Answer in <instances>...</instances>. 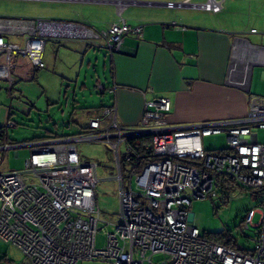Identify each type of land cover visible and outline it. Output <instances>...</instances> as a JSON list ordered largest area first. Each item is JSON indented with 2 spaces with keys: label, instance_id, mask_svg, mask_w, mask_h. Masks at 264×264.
<instances>
[{
  "label": "built area",
  "instance_id": "built-area-1",
  "mask_svg": "<svg viewBox=\"0 0 264 264\" xmlns=\"http://www.w3.org/2000/svg\"><path fill=\"white\" fill-rule=\"evenodd\" d=\"M135 3L114 1L119 7ZM183 4L213 13L221 9L218 0ZM141 30L122 19L96 30L77 22L0 17V81L11 101L16 67L27 61L34 69L45 68L47 41H83L114 54L125 35L142 37ZM170 109L166 97L146 100L139 124L123 127L112 102L77 134L15 143L7 131L16 123L6 119L0 133V238L21 251V264H264V140L258 137V132L264 136V94L250 96L239 119L177 126L168 121ZM219 133L226 134L228 147L205 150L202 137ZM133 137L146 139L133 145L128 142ZM83 141L106 145L114 162L119 209L101 248L95 246L98 224L110 222L99 218L98 163L81 158L77 144ZM22 147L30 148L24 167L3 170L6 152L17 156ZM221 184L261 196V208L248 209L239 225L243 235L254 228L250 249L205 236L188 219L192 200L215 196ZM156 254L162 259L153 262Z\"/></svg>",
  "mask_w": 264,
  "mask_h": 264
},
{
  "label": "crops",
  "instance_id": "crops-1",
  "mask_svg": "<svg viewBox=\"0 0 264 264\" xmlns=\"http://www.w3.org/2000/svg\"><path fill=\"white\" fill-rule=\"evenodd\" d=\"M3 1L8 4L0 7V13L15 14L0 15L5 18L77 22L96 30H106L122 19L132 27H142V37L125 35L114 54L93 49L83 41L45 43V68L52 66L57 75L75 85L82 82L81 92L87 91L95 78L94 88L100 95L114 89L108 93V102L84 108L87 120L104 105L115 102L118 123L136 127L144 102L156 97L169 99L168 121L173 125L239 119L246 115L249 97L264 94V30L256 29H264L256 21L264 15V0H218L221 9L216 13L188 4L177 6L189 8L187 11L166 6L169 2L201 5L206 0H135L124 7L116 6L117 0ZM100 63L104 82L95 74ZM39 70L27 61L16 67L11 101L6 83L0 81V99L5 97L4 104L0 103V112L5 113L0 127L13 110L29 114L35 99L43 94L47 103L40 109L50 110L48 91L37 82ZM71 123L77 125L76 130L83 128L71 117L66 127ZM50 135L65 134L45 130L42 137Z\"/></svg>",
  "mask_w": 264,
  "mask_h": 264
},
{
  "label": "rangeland",
  "instance_id": "rangeland-1",
  "mask_svg": "<svg viewBox=\"0 0 264 264\" xmlns=\"http://www.w3.org/2000/svg\"><path fill=\"white\" fill-rule=\"evenodd\" d=\"M14 3V1L12 2ZM8 2L0 0V7H4ZM189 8L176 7V11H187ZM190 10V9H189ZM1 16H14L13 13H2ZM197 13H201L198 12ZM199 16V15H198ZM258 25L264 27V15L257 18ZM257 25V26H258ZM242 29L245 27L241 25ZM257 31L261 32L264 29L256 27ZM258 35V34H257ZM243 36V35H239ZM95 47H93L94 49ZM96 50V49H95ZM96 71L97 77L102 78L104 82V69L101 63ZM39 81L40 87L48 91L47 98L50 103L49 111L40 109L46 105L43 97L35 99V107L30 109L29 114L13 110L11 119L16 123L14 127L8 128V137L10 143L22 142L33 139L34 137L41 138L45 130H58L64 134H77L79 129L77 125L71 123L69 127L66 124L71 117L77 123L84 127L87 120L84 108L100 106L104 102H108L110 94H99V90L94 88L97 84V79L89 82L87 91L81 92L79 87L82 82L75 85L73 82L64 80L57 75V71L53 67H48L44 70L40 69ZM5 97L0 99V103L4 104ZM7 101V98H6ZM38 106V107H37ZM75 110V114L72 113ZM71 115V116H70ZM73 115V116H72ZM91 116V115H90ZM89 119V118H88ZM5 120V113L0 112V121ZM65 124H63L64 122ZM55 124V125H54ZM87 123L85 124V126ZM259 141L264 140L262 132H258ZM202 145L205 150H221L228 147V141L225 133L212 134L202 137ZM81 158L91 159L98 163V178L96 193V204L99 209V218L103 221H109V224L99 222V231L95 236V246L101 248L105 245V235L107 232L113 231V223L117 221L116 213L119 209V200L117 195V185L112 179L114 174V162L111 153L107 146L102 143L80 142L77 144ZM17 156H14V150H8L3 158V170L21 169L24 167L25 160L30 154V148L22 147L17 150ZM2 155V151H0ZM126 184V183H125ZM215 196H206L204 198H195L187 208L188 219L191 221L202 234H212L229 230L233 236L235 243L240 248L250 249L252 247L251 238L254 235V228L246 231L243 235L240 230V222L245 216L246 211L250 208H261L258 203L261 200L259 194L246 191L240 187L234 190H223L217 186ZM259 219V213H255L253 222L256 223ZM153 262H158L162 259L160 254L152 256ZM23 255L21 251L13 244L4 241L0 238V264H21ZM78 264H110L102 261H79Z\"/></svg>",
  "mask_w": 264,
  "mask_h": 264
},
{
  "label": "trees",
  "instance_id": "trees-1",
  "mask_svg": "<svg viewBox=\"0 0 264 264\" xmlns=\"http://www.w3.org/2000/svg\"><path fill=\"white\" fill-rule=\"evenodd\" d=\"M1 128L2 127H0V133H1ZM43 137H45V136H43ZM36 138H39V137H36ZM145 139H146L145 137H133V138L129 139L128 142L134 145L136 142H140V143L145 142ZM221 188L223 190H234L233 187H227L226 188L224 186V184H221ZM204 235L211 237V238H214V239L218 240L219 242L226 244V245H231V246L236 245L235 240H234V238L231 235L229 230H222L221 232L212 233V234H204Z\"/></svg>",
  "mask_w": 264,
  "mask_h": 264
},
{
  "label": "water",
  "instance_id": "water-1",
  "mask_svg": "<svg viewBox=\"0 0 264 264\" xmlns=\"http://www.w3.org/2000/svg\"><path fill=\"white\" fill-rule=\"evenodd\" d=\"M155 4V3H154ZM157 4H159V5H161V3H157ZM174 4H176V5H184L183 3H174ZM191 6V5H190Z\"/></svg>",
  "mask_w": 264,
  "mask_h": 264
}]
</instances>
